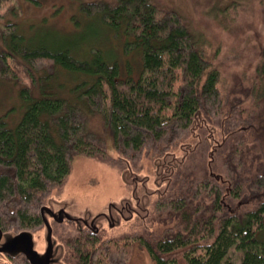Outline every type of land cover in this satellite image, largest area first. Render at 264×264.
Returning a JSON list of instances; mask_svg holds the SVG:
<instances>
[{
	"label": "trees",
	"instance_id": "trees-1",
	"mask_svg": "<svg viewBox=\"0 0 264 264\" xmlns=\"http://www.w3.org/2000/svg\"><path fill=\"white\" fill-rule=\"evenodd\" d=\"M3 5L17 12V0H0ZM81 6L122 37L124 53L136 51L137 74L124 73L98 45L78 56L63 44L31 41L18 21L0 25V78L16 81L24 72L30 81L19 88V121L10 126L0 116V230L41 225L44 197L62 183L71 158L102 156L108 137L133 161L165 153L164 170L155 172L164 186L152 199L145 186L136 187L145 212L128 210L149 223L142 230L103 237L92 224H78L61 236L69 249L64 264H129L135 246L154 264H264V154L248 146L245 133L249 127L251 136L259 131L256 118L264 108V42L246 106L222 95L215 52L208 54L175 8L154 0ZM38 67L50 74H36ZM66 74L71 81L61 78ZM93 115L108 133L90 126ZM180 141L188 145L182 157H168ZM125 208L117 206L116 213L125 216ZM19 257L13 260L31 264Z\"/></svg>",
	"mask_w": 264,
	"mask_h": 264
},
{
	"label": "rangeland",
	"instance_id": "rangeland-1",
	"mask_svg": "<svg viewBox=\"0 0 264 264\" xmlns=\"http://www.w3.org/2000/svg\"><path fill=\"white\" fill-rule=\"evenodd\" d=\"M87 1L91 0H36V3L17 0L16 13L6 12L4 5L0 7V25L9 20L18 21L20 31L31 41L47 45L63 44L69 46L78 56L87 54L90 45H98L119 62L124 73L136 75L138 71L136 51L125 53L122 51L123 42L120 41L122 37L118 38L103 27L98 17L92 18L82 9L81 4ZM154 2L160 6L173 7L181 13L188 21L189 28L205 42L204 46L208 54L215 52V63L221 71L219 87L222 95L237 104L249 106L252 97L247 91L254 80V68L260 60L264 42V0H154ZM218 6L224 10H217ZM36 69H39L36 70V74L40 72L44 75L50 74L48 72L50 68ZM57 70L56 67L54 73ZM20 74L21 77H17L16 81L0 78V116L10 126L15 125L22 114L19 88L30 84L26 74L24 72ZM20 78L22 79L18 80ZM61 78L72 80L70 74L62 75ZM70 81L66 82L69 84ZM256 120L255 126L257 125L256 129L259 131L251 136L248 134L250 127L247 128L246 141L248 146L254 147L253 151L264 154V144L259 143V139L264 136V108ZM199 121L200 116L194 124H199ZM89 124L103 134L107 132L101 131L102 121L98 115H93ZM203 125L208 126L207 123ZM202 130L208 136L209 131L205 127ZM213 132L214 137H219L220 131L217 126ZM214 137L211 141L217 142ZM106 139V151L102 156L94 157L86 153H78L71 158L70 169L62 183L52 187L44 197L42 207H44L45 219L41 225L18 231L13 229L5 231L13 236L20 231H28L31 234V246L38 252L37 257L43 263L46 262L49 225L53 226V233L50 232L51 249L48 264H64L69 249L68 245L61 244L59 239L68 233H73V229H76L78 224L88 225L94 222L103 237L142 230L143 224H149L141 219L132 218L128 208L132 206L136 212L141 214L145 212L146 207L138 200L136 187L139 190L140 187L145 186L144 193L150 199L157 196L159 188H163L164 183H158L160 180H156L155 172H160L166 164L163 157L165 153L158 157L142 154L140 159L133 161L119 154L113 148L112 140L108 137ZM177 143L178 146L169 152L168 157H182L183 150L188 145L185 141ZM191 145L189 148L192 147ZM242 200L246 201V199ZM244 204L250 205L249 202ZM122 205L126 207L123 210L125 216L119 215L115 210L117 206L121 208ZM108 215L109 217L105 219ZM59 217L63 218L62 221L58 220ZM124 217L126 220L123 219ZM23 243L19 240L15 251L20 249L18 254L26 256ZM18 263L20 262L0 252V264ZM129 264H154V262L145 249L135 246Z\"/></svg>",
	"mask_w": 264,
	"mask_h": 264
},
{
	"label": "water",
	"instance_id": "water-1",
	"mask_svg": "<svg viewBox=\"0 0 264 264\" xmlns=\"http://www.w3.org/2000/svg\"><path fill=\"white\" fill-rule=\"evenodd\" d=\"M41 213L43 220L44 217V207L41 208ZM63 218L59 217L58 220L62 221ZM72 219V218H71ZM94 226V222L90 223ZM97 229V228H95ZM50 232L52 233L51 226L49 225V238H48V246H47V252H46V262H42L40 259H38V252L34 250L31 246V234L28 231H20L16 233L14 236L9 235L8 233H2L0 230V238L3 235L4 239L2 242H0V252L8 253L9 255H16L18 254L19 250L15 251L16 245L18 244L19 240H22L24 243V250L27 252L26 258L30 261L31 264H48L49 261V250L51 249V243H50ZM62 246V245H61Z\"/></svg>",
	"mask_w": 264,
	"mask_h": 264
},
{
	"label": "flooded vegetation",
	"instance_id": "flooded-vegetation-1",
	"mask_svg": "<svg viewBox=\"0 0 264 264\" xmlns=\"http://www.w3.org/2000/svg\"><path fill=\"white\" fill-rule=\"evenodd\" d=\"M116 211H117V208L115 209ZM105 219H107L106 217H105ZM85 227V226H84ZM2 237H3V235L1 236V238H0V242H2L3 241V239H2ZM20 255V257L18 258V260H23V259H25V257L23 256V255H21V254H19ZM11 257V256H10ZM28 261V260H27ZM20 262V261H19ZM18 264H22V262H20V263H18Z\"/></svg>",
	"mask_w": 264,
	"mask_h": 264
}]
</instances>
